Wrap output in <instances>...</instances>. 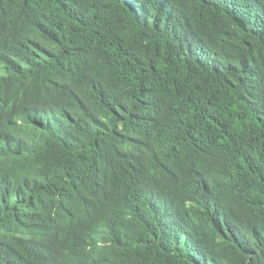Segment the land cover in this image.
I'll return each mask as SVG.
<instances>
[{"label":"trees","instance_id":"trees-1","mask_svg":"<svg viewBox=\"0 0 264 264\" xmlns=\"http://www.w3.org/2000/svg\"><path fill=\"white\" fill-rule=\"evenodd\" d=\"M0 264H264V0H0Z\"/></svg>","mask_w":264,"mask_h":264}]
</instances>
